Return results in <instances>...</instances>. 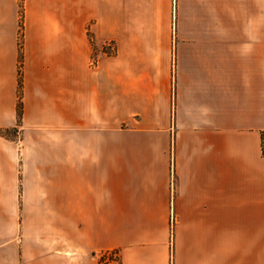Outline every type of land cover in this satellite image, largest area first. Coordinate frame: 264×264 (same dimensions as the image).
<instances>
[{"label":"crops","instance_id":"0c3cea01","mask_svg":"<svg viewBox=\"0 0 264 264\" xmlns=\"http://www.w3.org/2000/svg\"><path fill=\"white\" fill-rule=\"evenodd\" d=\"M0 130V264H264V0H0Z\"/></svg>","mask_w":264,"mask_h":264},{"label":"rangeland","instance_id":"374dc122","mask_svg":"<svg viewBox=\"0 0 264 264\" xmlns=\"http://www.w3.org/2000/svg\"><path fill=\"white\" fill-rule=\"evenodd\" d=\"M112 8L116 11V5H111ZM22 9L21 5H19V43H21V27H22ZM103 51L108 52L112 54L114 52V44L112 42L108 43L106 46H104ZM97 54V51L93 49V56L92 58H95V55ZM20 68V63H19ZM20 71V69H19ZM1 134L12 136L14 134V130L9 131H2ZM54 215L53 212H41V258L47 257L45 255L50 253H56V252H69V234H68V228L62 229L59 227V225H55L54 221ZM51 262H54L52 260ZM68 263V261H65ZM98 262L100 264H118V255L117 251H109L103 256H100L98 258Z\"/></svg>","mask_w":264,"mask_h":264},{"label":"trees","instance_id":"16d2710c","mask_svg":"<svg viewBox=\"0 0 264 264\" xmlns=\"http://www.w3.org/2000/svg\"><path fill=\"white\" fill-rule=\"evenodd\" d=\"M18 95H20V81H19V93H18ZM20 112H21V103H20V96H18L17 113L19 116H20ZM1 133H2V131L0 130V134ZM260 139H261V151H262V154L264 156V131H262L260 133Z\"/></svg>","mask_w":264,"mask_h":264}]
</instances>
